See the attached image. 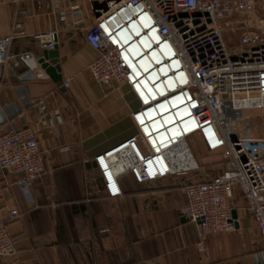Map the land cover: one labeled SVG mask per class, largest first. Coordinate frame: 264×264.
I'll list each match as a JSON object with an SVG mask.
<instances>
[{
	"label": "built area",
	"instance_id": "obj_1",
	"mask_svg": "<svg viewBox=\"0 0 264 264\" xmlns=\"http://www.w3.org/2000/svg\"><path fill=\"white\" fill-rule=\"evenodd\" d=\"M88 1L95 23L85 39L98 56L87 70L100 85L128 86L138 101L132 112L136 134L94 158L108 197L122 194L126 174L138 183L179 177L186 198L182 214L199 229L197 246L204 251V234L236 229L233 199L239 188L264 249V137L243 134L251 113L264 117V0ZM68 13L76 18L71 26L83 22L79 4L61 11L63 21ZM228 29L238 31L232 46ZM24 35L17 21L0 38V81L6 67L33 71L32 50L11 51L15 38ZM33 38L54 51L59 35L52 29ZM64 85L70 87V79ZM39 124L40 119L36 125L0 127V169L19 175L23 191L32 189L43 170ZM197 148L219 154L223 170L205 169ZM15 253L0 219V257Z\"/></svg>",
	"mask_w": 264,
	"mask_h": 264
},
{
	"label": "crops",
	"instance_id": "obj_2",
	"mask_svg": "<svg viewBox=\"0 0 264 264\" xmlns=\"http://www.w3.org/2000/svg\"><path fill=\"white\" fill-rule=\"evenodd\" d=\"M75 3L83 22L71 26L76 18L68 13L63 21L61 11ZM17 21L25 35L15 38L11 51L32 50L36 62L33 71L5 68L0 127L21 128L40 119L43 170L32 189L23 191L19 175L0 169V219L16 245V253L0 257V264H264L260 233L239 188L233 199L236 229L204 234V251L197 246L199 229L182 214L186 198L179 177L138 183L126 174L122 194L108 197L94 158L136 134L132 112L138 101L128 86L100 85L87 70L98 56L85 39L95 23L88 0H0V38ZM52 29L59 35V80L42 67L47 50L33 38ZM251 115L262 119L256 137H264V117ZM205 152L197 151L202 165L221 172V156ZM15 209L19 216L11 215Z\"/></svg>",
	"mask_w": 264,
	"mask_h": 264
},
{
	"label": "rangeland",
	"instance_id": "obj_3",
	"mask_svg": "<svg viewBox=\"0 0 264 264\" xmlns=\"http://www.w3.org/2000/svg\"><path fill=\"white\" fill-rule=\"evenodd\" d=\"M225 37H226V40H227V44L229 46H232L237 41L238 31L236 32V31H232V30L228 29L226 31ZM262 123H263L262 119H258L256 117H251L250 119H247L245 124H244V127H243V134L245 136H249V137H256L259 134L260 130H261L260 126H261ZM197 149H199V148H197ZM204 154H208V153L205 152ZM202 156H200V157H202ZM209 157H211V156H205L204 159L205 158H209ZM207 165L203 164V167L205 169H207L208 168V167H206ZM208 166H210V165H208Z\"/></svg>",
	"mask_w": 264,
	"mask_h": 264
},
{
	"label": "water",
	"instance_id": "obj_4",
	"mask_svg": "<svg viewBox=\"0 0 264 264\" xmlns=\"http://www.w3.org/2000/svg\"><path fill=\"white\" fill-rule=\"evenodd\" d=\"M96 8L97 5L93 4ZM57 51H46L44 53L43 58L40 60V63L42 64V67L46 70V72L51 76L54 80H59V70L60 67L56 66L57 63ZM233 217L236 218V215L233 213Z\"/></svg>",
	"mask_w": 264,
	"mask_h": 264
}]
</instances>
